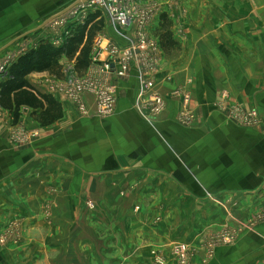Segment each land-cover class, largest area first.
Wrapping results in <instances>:
<instances>
[{"label": "crops", "instance_id": "obj_1", "mask_svg": "<svg viewBox=\"0 0 264 264\" xmlns=\"http://www.w3.org/2000/svg\"><path fill=\"white\" fill-rule=\"evenodd\" d=\"M74 1L0 0V48ZM155 3L147 32L158 38L164 23L170 36L164 46L157 40L154 91L167 102L152 125L134 107V63L125 78H109L117 101L108 118L82 115L51 93L63 76L48 73L28 80L52 107L21 106L16 122L0 107V264H145L143 247L173 242L169 220L188 213L194 221L179 227L195 235L198 261L219 228L211 223L223 217V226L233 228L228 209L238 208L246 223L253 209L264 208V0ZM103 24L97 37L122 45ZM48 31L49 24L0 57L34 48ZM67 63L59 61L62 75ZM175 91L189 95L187 108L169 98ZM234 107L255 112L258 124L233 123L227 115ZM182 112L194 115L188 125L180 122ZM16 124L36 138L12 145L9 128ZM15 222L16 237L9 233ZM238 233L231 245L214 247L207 264H264V222Z\"/></svg>", "mask_w": 264, "mask_h": 264}, {"label": "built area", "instance_id": "obj_2", "mask_svg": "<svg viewBox=\"0 0 264 264\" xmlns=\"http://www.w3.org/2000/svg\"><path fill=\"white\" fill-rule=\"evenodd\" d=\"M157 10L156 3L144 0H85L53 20L49 26L61 27V32L44 38L53 46H60L69 35L71 27L84 24L93 13H98L104 19L122 45L103 40V36L96 37L90 64L84 75H76L72 67H65L63 79L52 83L49 91L73 102L82 115H92L98 119L108 118L112 116L117 101L116 85L113 82L115 79L125 78L129 67L134 63L137 69L134 107L142 119L152 125L154 119L165 109L167 102V99L154 91L153 80L157 72L159 46L158 38L150 37L147 32L149 22ZM27 50L23 47L14 54L0 57V83L7 78L13 62ZM110 77L113 82L109 81ZM84 96L91 98L88 105L82 99ZM169 98L181 99L185 108L190 101L189 95L180 91L173 92ZM251 114L257 115L255 112ZM179 118L183 123L189 124L194 115L182 112ZM11 136L10 143L21 146L34 140L37 133L27 131L22 125H15ZM86 206L89 210L94 208L92 202L87 201ZM178 256L179 259H184L183 254L178 253Z\"/></svg>", "mask_w": 264, "mask_h": 264}, {"label": "trees", "instance_id": "obj_3", "mask_svg": "<svg viewBox=\"0 0 264 264\" xmlns=\"http://www.w3.org/2000/svg\"><path fill=\"white\" fill-rule=\"evenodd\" d=\"M161 21L163 23L165 20ZM103 23L98 13L90 14L84 24L71 27L60 46L41 40L34 48L21 54L10 66L7 78L0 83V107L12 112L15 122L21 106L37 109L42 108L44 102H49V107H52L50 98L37 92L29 83L28 76L32 73H48L61 79V58L74 62L73 69L84 73L90 64L94 39L101 34ZM169 36L168 30L164 31L163 23L158 34L161 46H164V40L169 39ZM45 113L50 111L46 110Z\"/></svg>", "mask_w": 264, "mask_h": 264}, {"label": "rangeland", "instance_id": "obj_4", "mask_svg": "<svg viewBox=\"0 0 264 264\" xmlns=\"http://www.w3.org/2000/svg\"><path fill=\"white\" fill-rule=\"evenodd\" d=\"M144 1H151L154 2L155 1H160V0H144ZM100 16V15H99ZM103 19V18H101ZM104 20V19H103ZM52 27V25H51ZM49 26V31H48V35L50 34H58L61 32V27H54L51 28ZM161 31V29H158L156 31V34H159V32ZM47 36V35H46ZM47 40V39H45ZM96 38L94 39L95 42ZM94 44V43H93ZM68 63L66 64V68L72 67L73 68V63L72 61H67ZM63 71V70H62ZM75 71V70H74ZM76 75L82 76L84 75V73L80 74V72L75 71ZM226 107H230L225 105ZM233 108V107H231ZM230 108V109H231ZM229 115L228 119H230L233 123L235 122L238 126L246 128V129H250L251 127H255L258 122H259V118L258 115L254 116L253 114H251V112H244L241 109H237V107H234V110H230L229 111ZM180 119V118H179ZM255 122H250V121H254ZM180 122H182V120L180 119ZM185 124V123H183ZM17 125V124H16ZM188 125V124H186ZM15 125H12L9 129V139L12 138V130L14 129ZM26 129V128H25ZM27 130V129H26ZM28 131V130H27ZM29 143V142H27ZM26 143V144H27ZM214 198L212 200H214V202L218 201L217 198H215L214 196H210L207 195L205 197L206 198ZM91 200V198H90ZM92 201V200H91ZM213 202V201H212ZM86 207V206H85ZM95 208V207H94ZM229 214V216L231 218H235L236 220H232L234 225L232 226L233 228L229 227L227 228L226 226H223L224 222V218L222 217V221H214L213 225L218 226L219 228H216V230H212V232L210 233L209 239H207V241L204 242L203 244V248L205 249V256L204 258H200L198 261L196 260V252L198 251V245L196 246L195 244H193V242L191 243V241L193 240V237L195 236L190 235L189 234V230L185 229L183 230L182 227H179V225H191L192 221H194L192 219H190V213L188 214H184V219L182 217V214H180L181 218H172V220H169V222L172 221L171 226L168 222V229H170V233H172V235L174 237H172L173 242L169 243V245H146V247H143V251L145 252V255L147 257H145L146 259L149 258V261L145 264H207L208 262V257L211 256V253L213 252V248L216 246H222V245H231L232 243H234L239 235V231L240 229H246L247 226L252 227L253 224H256L258 222H264V208L259 207L256 210L253 209L252 213L247 217L248 221L243 222V220H241L240 218V210L237 209H232V210H227ZM250 213V210H247V215ZM225 216V214H224ZM175 217V216H173ZM164 216H162L161 221H163L165 223V220L163 219ZM159 220V218L157 219ZM245 223V224H244ZM18 224L12 223V225L9 227V233H12L11 235H14V237H16L17 235L20 234V229L19 226H17ZM183 226V227H184ZM209 228V225L207 224V226L205 227H201L202 228ZM179 228V229H178ZM178 229V230H177ZM203 240L206 239V236L204 235V237L202 238ZM142 248H139V251ZM179 254H183L184 255V259H179L180 257L178 256ZM141 258V257H140Z\"/></svg>", "mask_w": 264, "mask_h": 264}, {"label": "water", "instance_id": "obj_5", "mask_svg": "<svg viewBox=\"0 0 264 264\" xmlns=\"http://www.w3.org/2000/svg\"><path fill=\"white\" fill-rule=\"evenodd\" d=\"M85 0H75L74 2H72L71 4H69L64 10L58 12L57 14L51 16L50 18H48L47 20H45L44 22H42L39 26H37L35 29L26 32L20 36H18L17 38H14L13 40H11L10 42H8L7 44H5L4 46H2L0 48V54H2L4 51H6L10 46H12L13 44H15L16 42H18L19 40L27 37L28 35L35 33L39 30H41L43 27L47 26L48 24H50L53 20H55L56 18H59L61 16H63L68 10H70L71 8H73L75 5H77L78 3H82Z\"/></svg>", "mask_w": 264, "mask_h": 264}]
</instances>
